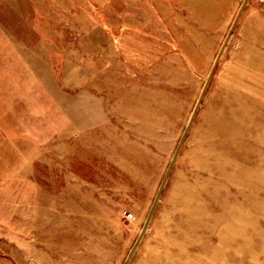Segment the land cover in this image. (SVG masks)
Wrapping results in <instances>:
<instances>
[{"label":"rangeland","instance_id":"rangeland-1","mask_svg":"<svg viewBox=\"0 0 264 264\" xmlns=\"http://www.w3.org/2000/svg\"><path fill=\"white\" fill-rule=\"evenodd\" d=\"M258 2L202 40L153 0H0V244L125 264L189 127L128 264H264Z\"/></svg>","mask_w":264,"mask_h":264},{"label":"crops","instance_id":"crops-1","mask_svg":"<svg viewBox=\"0 0 264 264\" xmlns=\"http://www.w3.org/2000/svg\"><path fill=\"white\" fill-rule=\"evenodd\" d=\"M153 2L154 4L156 2L155 10L162 16L166 31L171 33L170 35L176 30L188 32L190 29L197 34L193 39L203 40L205 32L210 34V37H218L220 33L226 31L235 17L237 18L244 0H153ZM258 4V0L248 1L240 19L238 18L242 26L248 24L251 16L260 14V9L256 7ZM172 17L179 19L173 20ZM16 257L10 244H0V264H22Z\"/></svg>","mask_w":264,"mask_h":264},{"label":"water","instance_id":"water-1","mask_svg":"<svg viewBox=\"0 0 264 264\" xmlns=\"http://www.w3.org/2000/svg\"><path fill=\"white\" fill-rule=\"evenodd\" d=\"M248 1H249V0H244V3H243V5H242V7H241V9H240V11H239V13H238V15H237L236 21L238 20V18L240 17L241 13H242L243 10H244V8H245L246 5L248 4ZM233 28H234V26L232 27L230 33H232ZM221 53H222V51H221ZM217 62H218V59H217V61L215 62V65H214V67H213V69H212V71H211V74H210V77H209L208 81L210 80L211 75L213 74V72H214V70H215V68H216V66H217ZM188 130H189V127H187V129L185 130V133H184V135H183V138H182V140H181V142H180V144H179V146H178V148H177L176 154H175V156H174V158H173L172 164L170 165L169 170H168V172H167V174H166V176H165V178H164V181H163V183H162V185H161V188H160V190H159V192H158V194H157V196H156V199H155V201H154V203H153V205H152V208H151V210H150V212H149V215H148V217H147V219H146V222H145V224H144V226H143V229H142V231H141V233H140V235H139V237H138V239H137V241H136V244H135V246H134V248H133L131 254L129 255V257H128V259H127V261H126L125 264H128V262H129V260H130V258H131V256H132L133 252L135 251L137 245H138L139 242L141 241V239H142L144 233L147 231V228H148L149 222H150V220H151L152 214H153V212H154V209H155V207H156V205H157V203H158V201H159V197H160V195H161V192H162V190H163V187L165 186V183H166V181H167V179H168V176H169V174H170V171H171V169H172V167H173V165H174V163H175V161H176V159H177L178 153H179V151H180V148H181V146H182L183 140H184V138H185V136H186Z\"/></svg>","mask_w":264,"mask_h":264},{"label":"built area","instance_id":"built-area-1","mask_svg":"<svg viewBox=\"0 0 264 264\" xmlns=\"http://www.w3.org/2000/svg\"><path fill=\"white\" fill-rule=\"evenodd\" d=\"M261 2L264 4V0H261ZM123 214L128 217L132 216V214L128 210L123 211Z\"/></svg>","mask_w":264,"mask_h":264}]
</instances>
